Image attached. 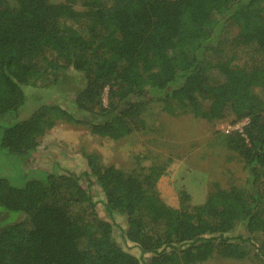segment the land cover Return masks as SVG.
Masks as SVG:
<instances>
[{
  "label": "trees",
  "instance_id": "trees-1",
  "mask_svg": "<svg viewBox=\"0 0 264 264\" xmlns=\"http://www.w3.org/2000/svg\"><path fill=\"white\" fill-rule=\"evenodd\" d=\"M13 2L0 0V123L22 108L27 87H53L69 71L82 87L72 108L42 105L0 125L1 156L29 159L57 123L120 140L144 128L157 102L209 124L248 119L216 138L240 159L246 186L213 184L195 207L181 190L172 208L155 190L161 166L127 173L93 154L80 176L58 171L21 188L0 178V214L23 216L0 223V264L264 262V0H83L81 12L69 0ZM115 216L138 257L115 241Z\"/></svg>",
  "mask_w": 264,
  "mask_h": 264
},
{
  "label": "rangeland",
  "instance_id": "rangeland-1",
  "mask_svg": "<svg viewBox=\"0 0 264 264\" xmlns=\"http://www.w3.org/2000/svg\"><path fill=\"white\" fill-rule=\"evenodd\" d=\"M51 4L64 3L68 0H47ZM77 11H83V0H69ZM8 7L15 6L13 0H5ZM231 28L230 37L235 34ZM225 50L233 51L231 47ZM82 87L81 75L69 71L60 77L59 83L49 88L27 87L24 89L25 102L14 116L0 125H11L27 119L38 107L59 104L66 108L73 107L76 94ZM106 105V92L102 96ZM88 124L98 122V117L85 114ZM145 125L133 134L113 141L91 135L88 125H69L57 123L39 140L35 154L27 160L0 155V178L6 179L13 187L21 188L27 181L45 180L48 174L67 171L80 176L87 170L84 155H96L99 163L112 166L124 172H140L152 165L163 168L161 178L155 190L159 198L172 208L180 207L179 191L188 195L189 207L201 205L213 184L221 188H245L246 172L240 159L217 143L221 134L234 132L235 126L241 129V120H225L209 124L190 114L167 115L161 110V104L150 102L144 115ZM243 129V128H242ZM228 132V133H227ZM1 136V130H0ZM0 212H2L0 210ZM99 215L102 213L97 210ZM116 219L114 239L132 255L139 254L129 249L121 239V230L125 221ZM23 219L20 214H0V223H16ZM243 233L240 228L234 232ZM246 237V236H245ZM253 254V253H252ZM198 264H264L253 255L242 260L214 258Z\"/></svg>",
  "mask_w": 264,
  "mask_h": 264
},
{
  "label": "built area",
  "instance_id": "built-area-1",
  "mask_svg": "<svg viewBox=\"0 0 264 264\" xmlns=\"http://www.w3.org/2000/svg\"><path fill=\"white\" fill-rule=\"evenodd\" d=\"M249 123L248 119H243L241 120V129L239 128L238 125L235 126V130L234 131H237V132H242V128H244L247 124ZM228 133V132H227Z\"/></svg>",
  "mask_w": 264,
  "mask_h": 264
}]
</instances>
